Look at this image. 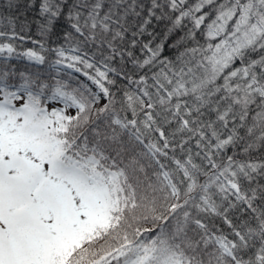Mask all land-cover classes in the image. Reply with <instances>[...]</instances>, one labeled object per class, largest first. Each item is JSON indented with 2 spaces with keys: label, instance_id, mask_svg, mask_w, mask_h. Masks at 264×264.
Masks as SVG:
<instances>
[{
  "label": "snow or ice",
  "instance_id": "6c2138e0",
  "mask_svg": "<svg viewBox=\"0 0 264 264\" xmlns=\"http://www.w3.org/2000/svg\"><path fill=\"white\" fill-rule=\"evenodd\" d=\"M3 8L0 264H264V0Z\"/></svg>",
  "mask_w": 264,
  "mask_h": 264
},
{
  "label": "trees",
  "instance_id": "16d2710c",
  "mask_svg": "<svg viewBox=\"0 0 264 264\" xmlns=\"http://www.w3.org/2000/svg\"><path fill=\"white\" fill-rule=\"evenodd\" d=\"M7 0H0V11H4L5 15H8V12L4 10L3 5L6 4ZM11 25L7 24V21H0V30H5L8 31L10 30ZM19 30V29H17ZM36 29L35 26H33L32 31L29 33L30 36H32L33 39H36L38 37H36L35 35ZM0 42H8L6 40L4 41H0ZM15 46H17L18 50H22V49H27V48H31L34 47V45H32V43L30 41H12ZM51 59V57H49ZM4 62V58L0 57V63ZM8 63H10L12 66L16 67L18 70H25V68L27 67L29 70H34V69H38L39 71H41L42 73L45 71V69L47 68V65L45 66H34L31 65L29 62H27L26 60L20 59V58H16L13 57L10 61H8Z\"/></svg>",
  "mask_w": 264,
  "mask_h": 264
}]
</instances>
